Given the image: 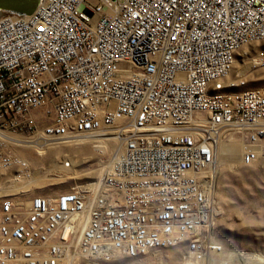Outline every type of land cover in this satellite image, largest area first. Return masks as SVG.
I'll use <instances>...</instances> for the list:
<instances>
[{"label": "built area", "instance_id": "2783aa9c", "mask_svg": "<svg viewBox=\"0 0 264 264\" xmlns=\"http://www.w3.org/2000/svg\"><path fill=\"white\" fill-rule=\"evenodd\" d=\"M237 57L264 69V0H40L30 16L0 12V264H66L72 250L86 264L222 253L217 149L236 135L242 166L264 158V88L237 90ZM103 137L120 152L98 180L54 197L9 192L33 173L18 150Z\"/></svg>", "mask_w": 264, "mask_h": 264}, {"label": "rangeland", "instance_id": "374dc122", "mask_svg": "<svg viewBox=\"0 0 264 264\" xmlns=\"http://www.w3.org/2000/svg\"><path fill=\"white\" fill-rule=\"evenodd\" d=\"M248 64L252 65L246 57H237L230 81L237 77L242 78L238 76L237 70ZM243 79L247 81V85L237 89L239 91L264 88V69L253 68ZM43 126L44 124L39 125L40 128ZM230 141L243 147L241 139L236 135L227 137L221 143L227 145ZM111 143L113 144L107 143L104 153L94 151L90 143L50 147L40 156L36 150H18L16 153L30 163L32 174L43 176L42 185H39L42 187L32 186L27 190L30 191L29 197H54L70 192L74 186L96 181L102 166L108 164L113 153ZM241 155V152L229 154L216 162L217 183L214 198L219 216L215 234L224 249V255L214 262L208 259L204 264H246L244 258L247 254L264 257V158L252 167H244L240 164ZM64 161L70 162L71 167L65 168V164H62ZM184 253L183 247H176L150 253L136 260L118 256L110 264H183ZM73 264L86 262L77 258Z\"/></svg>", "mask_w": 264, "mask_h": 264}, {"label": "bare ground", "instance_id": "6f19581e", "mask_svg": "<svg viewBox=\"0 0 264 264\" xmlns=\"http://www.w3.org/2000/svg\"><path fill=\"white\" fill-rule=\"evenodd\" d=\"M251 71L253 70V66L251 64H248V65H242L241 67L238 68V76L239 77H245L246 73L248 71ZM39 117H42V115L39 114ZM108 142H113V144L111 143L110 144V147L113 148L112 150V155H115L117 153L120 152V144L117 140V138H113V137H103V138H95V139H88V140H81V139H78L72 143H69V144H86V143H90L92 144V149L94 151H97V153H104L106 151V146L108 145L107 143ZM61 144H53V145H50L49 147H47L46 149L50 148V147H56V146H59ZM63 145H66V144H63ZM38 153V155L40 156L41 153L43 152L42 151V148L40 147H36L35 149ZM240 153L242 154L243 152V147L242 146H239L237 143L233 142V141H230L227 145H223L222 143L219 145L218 149H217V155H216V162L220 160L221 157H226L228 156L229 154H235V153ZM43 154V153H42ZM112 158V157H111ZM71 161L73 159H70ZM66 163V161H64L62 164L64 166V164ZM107 168V165L105 166H102L101 168V172L97 178V180L102 176V174L104 173V171L106 170ZM94 172V171H93ZM43 176H39L38 173H34L32 174L31 178L29 180H23V181H20L19 183H16L14 184L9 192L10 193H14V194H19L21 192H25L27 190H29L32 186L34 187H42V186H39L43 179H42ZM50 181V180H49ZM63 181V180H62ZM42 185V184H41ZM224 250V249H223ZM224 255V251L222 253H220L219 255H216V256H213L211 257L210 259L214 262L218 257ZM76 253L75 251H71L70 252V255L68 256V258L66 259V264H73L76 260ZM209 259V260H210ZM244 260L246 261V264H264V258L263 257H260V256H257V255H254V254H248L246 255V257L244 258Z\"/></svg>", "mask_w": 264, "mask_h": 264}, {"label": "water", "instance_id": "95a60500", "mask_svg": "<svg viewBox=\"0 0 264 264\" xmlns=\"http://www.w3.org/2000/svg\"><path fill=\"white\" fill-rule=\"evenodd\" d=\"M40 0H0V12L18 16H30L38 8Z\"/></svg>", "mask_w": 264, "mask_h": 264}, {"label": "crops", "instance_id": "0c3cea01", "mask_svg": "<svg viewBox=\"0 0 264 264\" xmlns=\"http://www.w3.org/2000/svg\"><path fill=\"white\" fill-rule=\"evenodd\" d=\"M248 255V254H247ZM264 258V257H263ZM212 259V258H211Z\"/></svg>", "mask_w": 264, "mask_h": 264}]
</instances>
